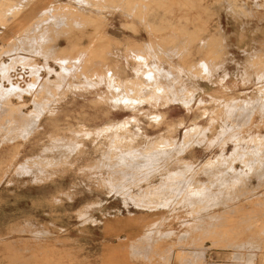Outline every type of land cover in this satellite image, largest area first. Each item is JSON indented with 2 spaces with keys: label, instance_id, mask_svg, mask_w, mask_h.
I'll list each match as a JSON object with an SVG mask.
<instances>
[{
  "label": "rangeland",
  "instance_id": "obj_1",
  "mask_svg": "<svg viewBox=\"0 0 264 264\" xmlns=\"http://www.w3.org/2000/svg\"><path fill=\"white\" fill-rule=\"evenodd\" d=\"M146 1L143 13L157 29L181 26L193 39L189 55L168 45L163 60L150 56L168 69L177 81L173 93L186 102L163 94L136 112L112 103L114 89L99 74L101 62H90L98 76L92 84L82 68L68 63L79 56L76 48H86L88 39L78 35L89 34L92 26L69 30L60 14H43L40 6H87L99 18L98 8L75 0H25L18 15L2 16L7 20L0 22V264H264V153L249 174L235 171L246 168L249 156L240 155L252 136L263 139L264 150V0ZM120 9L102 10L108 18L97 22L119 42L103 53L113 57L118 48L123 63L127 37L148 40L150 28L135 12ZM207 49L214 51L210 58ZM202 60L208 69L201 74L200 67L186 68ZM129 71L130 83L137 82L138 74ZM249 95L252 115L239 107L251 101ZM108 110L114 115L105 117ZM109 117L130 122L128 151L143 152L160 137L179 139L190 125L203 130L190 146L159 150L153 165L117 166L118 157H104L110 133L99 129ZM210 160L218 164L206 167ZM175 172L205 193L186 189L163 201L166 207L160 196V202L143 197L162 182L173 181L166 185L171 188L180 181L172 179ZM168 190L174 189L164 191L167 197Z\"/></svg>",
  "mask_w": 264,
  "mask_h": 264
},
{
  "label": "bare ground",
  "instance_id": "obj_2",
  "mask_svg": "<svg viewBox=\"0 0 264 264\" xmlns=\"http://www.w3.org/2000/svg\"><path fill=\"white\" fill-rule=\"evenodd\" d=\"M25 0H20V1H16V0H0V22L4 21L5 19L7 20V18L4 19V16L6 17L8 15H12L13 17L15 15H18L21 11H23L26 7H27V3L24 2ZM78 4L83 3V2H88L90 4L91 7H94L95 9L98 8L100 10L98 16L94 15V10H88L86 7L82 8V7H78L79 10H75L73 8H76L72 5H66V4H61V3H49L47 5L44 4V6H40L42 8L43 14H48V13H52V15H59L60 17L62 16L63 20H64V25H66L67 27H69L68 29H75V28H82L85 27V29L88 28V26H92L89 27L91 29L90 32H88L89 34H86L84 32H81L80 35H78L79 39H88L86 48L85 47H79L76 48L75 51L79 52L80 54H78V57H75L74 59H72L71 57H69L68 59V63L70 64H74V68L75 70H79L80 68H82L81 70L85 72V76L87 79L90 80L91 84L93 83V81L97 79V75L92 73L91 68L94 65H90V62H92L93 60L95 61H99L101 62L99 64V67L101 68V72L99 73L100 75L104 76V80L105 83L109 86V89H114L111 93H110V98L112 100V103L115 104L116 107H122V108H126L131 110L132 112H136L139 111L140 107H143L146 103H150L153 101V99L155 97H162V95L167 94L166 96H168V94L170 95L173 94V101H185V99L179 97L178 95L174 94L173 92V88L176 84L177 81H173L171 80V73L169 74L168 69L166 70V68H163L161 65L157 64V63H153V61H150V56L151 57H157L162 59V55L165 54L166 52H164V50L166 49V46L171 45V47L174 48H180L183 49V51L185 50L187 53V55L191 54L189 53V46L191 45L190 41H192L190 38H192L193 34L192 32H190L189 30H187L184 27L180 28H174L171 32V28H169L170 31H164L163 29H157V26H154L151 21H149V17H147V15H145L143 12L145 10L144 9V5L142 4L143 2H145L144 0H75ZM152 1V0H149ZM148 1V2H149ZM156 1V0H153ZM170 1V0H168ZM172 3L174 2L177 4H182L181 0H171ZM33 2V1H32ZM147 2V1H146ZM162 2V1H161ZM187 2H183L184 3H188ZM150 3V2H149ZM156 3V2H155ZM154 3V4H155ZM158 3V2H157ZM156 3V4H157ZM170 3V2H169ZM204 3V1H203ZM151 4V3H150ZM171 4V3H170ZM191 5V2L189 3ZM152 5V4H151ZM159 5V4H158ZM187 5V4H186ZM135 6L137 7V9L135 8ZM147 6V5H146ZM145 6V7H146ZM234 6V5H232ZM120 7L125 8V10L127 12L133 13L135 12V17L137 16L138 20L137 21H141L144 23L143 27H146V29L150 28V30H146L147 33L149 34V39L148 40H143L142 42H138V41H134L131 40L132 38H128L126 39L128 48H126L125 53L123 54V57L125 58L126 62L121 63L118 59L120 55V51L117 48V54H115V56H111L106 55L105 53H103V51L111 49L113 46L119 45V42L116 41L111 34L114 33H110L107 31V29H105L104 26V22L101 25L100 22L97 21H104L105 19H107L108 17L105 15V12L102 11L104 9L113 11V9H118V12L121 13L120 11L122 9H120ZM164 7V6H163ZM166 7V6H165ZM183 7V5L181 6ZM185 7V5H184ZM90 8V7H89ZM92 8V9H94ZM110 8V9H109ZM238 8V7H237ZM236 8V9H237ZM96 9V10H98ZM120 9V10H119ZM40 10V9H39ZM38 10V11H39ZM84 10V11H83ZM123 10V11H125ZM134 10V11H133ZM86 11V12H85ZM122 11V12H123ZM7 12V13H6ZM116 12V14L118 13ZM126 12V13H127ZM146 12V11H145ZM114 13V12H113ZM112 13V14H113ZM243 13V12H242ZM111 15V14H109ZM108 15V16H109ZM123 15V13H122ZM131 15V14H130ZM128 15V16H130ZM54 16V19L56 18ZM47 17V16H46ZM51 18V16H50ZM98 18V19H97ZM115 18V16H114ZM12 19V18H10ZM43 19V18H42ZM47 19V18H46ZM163 19V18H162ZM200 20V16L198 18ZM44 20V19H43ZM112 20V19H111ZM41 21V20H39ZM49 21V20H47ZM54 21V20H53ZM97 22V23H95ZM2 23V22H1ZM35 23H37V21H35ZM47 22H45L46 24ZM99 23V24H98ZM139 23V22H138ZM162 23V22H161ZM40 24V23H39ZM108 24V23H107ZM140 24V23H139ZM6 25V24H5ZM42 25V22H41ZM116 25V24H115ZM125 25V24H124ZM130 26V24H128ZM142 25V23H141ZM146 25V26H145ZM4 26V25H3ZM54 26V25H53ZM119 26V25H118ZM128 26V27H129ZM179 26V25H178ZM41 27V26H40ZM55 27V26H54ZM108 27V26H107ZM116 27V26H115ZM127 27V26H126ZM127 27V28H128ZM175 27V26H174ZM134 28V27H132ZM27 29V28H26ZM50 29V28H49ZM48 29V30H49ZM120 29V27H119ZM130 29V28H129ZM136 29V28H135ZM134 29V31H136ZM139 29V28H137ZM144 29V28H143ZM205 29V28H204ZM80 30V29H79ZM133 29L131 30V32H134ZM26 32V31H25ZM42 32V30H41ZM47 32V31H46ZM44 33V32H42ZM59 33V32H58ZM123 33V31H122ZM135 33V32H134ZM140 33V32H139ZM63 34V33H62ZM137 34V33H135ZM47 35V34H44ZM121 35V33L119 34ZM126 35V33H125ZM197 35V34H196ZM51 36V35H50ZM68 36V35H67ZM118 36V35H117ZM46 36H43V38H45ZM119 37V36H118ZM24 38V37H23ZM65 38V37H64ZM22 39V38H21ZM36 39V38H35ZM188 39H190V41H188ZM193 39V38H192ZM196 39V37L194 38ZM41 40V39H40ZM49 41V40H48ZM208 41V40H207ZM209 42V41H208ZM204 43V42H203ZM207 43V42H206ZM210 43V42H209ZM208 44V43H207ZM121 45V44H120ZM41 46V45H40ZM188 46V47H187ZM15 47V46H14ZM170 47V46H169ZM8 48V46H7ZM31 49V48H30ZM8 50V49H7ZM12 50V49H11ZM34 50V49H33ZM170 50V49H169ZM208 50V49H207ZM211 50V49H210ZM208 50L207 56L213 54L214 51H210ZM215 50V49H214ZM47 51V50H46ZM71 51H73L71 49ZM5 52V51H4ZM182 52V50H181ZM192 52V51H191ZM45 53V52H44ZM43 53V54H44ZM116 53V52H115ZM179 53V52H178ZM211 53V54H210ZM10 54V53H9ZM63 54V53H62ZM61 54V55H62ZM73 54V53H71ZM168 54V53H167ZM184 54V53H183ZM51 55V54H50ZM217 55V54H216ZM70 56V55H69ZM76 56V55H75ZM185 56V55H184ZM191 56V55H190ZM51 57V56H50ZM118 57V58H117ZM164 57V56H163ZM27 58V57H26ZM38 59V58H37ZM187 59V58H186ZM185 59V60H186ZM152 60V59H151ZM156 60V59H155ZM163 60V59H162ZM261 61H263V59H260ZM53 61V60H52ZM58 61V60H57ZM130 61H133L136 64H132L133 66H130ZM63 62V61H62ZM129 62L127 65L125 63ZM150 62L153 63L150 66ZM19 63V62H18ZM139 63V64H138ZM109 66L108 70H104L103 71V67L104 65ZM261 66H262V75L264 76V62H260ZM143 65L146 66V69L144 70ZM184 65V64H183ZM198 65V66H197ZM49 66V65H48ZM200 67V70L197 71V68ZM7 68V67H6ZM6 68H1L3 70H5ZM70 68V67H67ZM73 68V67H72ZM186 68L192 72L195 70L197 71V73H200V71H206L208 69V63L205 60L199 61V62H195L194 64H189L186 66ZM94 69V68H93ZM133 74L137 73V82H131L130 81L132 79H130V70ZM69 70V69H68ZM73 70V69H72ZM74 70V71H75ZM7 71V70H5ZM3 71V72H5ZM71 72V71H69ZM73 72V71H72ZM76 73V72H75ZM196 73V74H197ZM201 74V73H200ZM12 76V75H11ZM141 77V78H140ZM61 78V77H60ZM176 80V79H175ZM96 84V82H95ZM259 87V86H258ZM15 88V87H13ZM18 88V87H17ZM257 88V86H256ZM263 88V87H262ZM45 89V88H44ZM258 89V88H257ZM261 90V89H259ZM17 91V90H16ZM15 91V92H16ZM40 91V90H39ZM257 93V92H256ZM10 94V93H9ZM37 95V94H35ZM187 95V94H186ZM248 95V94H247ZM262 96H264V91H262V94H260ZM15 96V95H14ZM17 96V94H16ZM12 97V96H11ZM37 97V96H36ZM39 97V96H38ZM59 97V96H57ZM184 97V96H183ZM243 97V96H242ZM247 97V96H246ZM250 97V95L248 96ZM262 99H264V97H260ZM171 99V98H170ZM251 101H247V99L243 100V103H241V105H239V107H241V110H246L248 114L251 112L252 110V106L254 104V98L250 97ZM36 100V99H35ZM259 100V99H257ZM8 101V100H7ZM238 101V100H237ZM236 101V102H237ZM42 102V101H41ZM165 102V101H164ZM239 102V101H238ZM177 103V102H176ZM229 103V102H227ZM168 104V102H167ZM151 105V104H150ZM163 105V104H162ZM157 106V105H156ZM226 107V104L224 105ZM228 106V104H227ZM262 106V105H261ZM178 107V106H177ZM4 108V107H3ZM204 108V107H202ZM227 108V107H226ZM238 108V106H237ZM174 109V108H173ZM262 109V108H261ZM170 110V109H169ZM168 110V111H169ZM206 110V109H205ZM212 110V109H211ZM192 111V110H191ZM166 112V111H165ZM189 112V111H188ZM207 112V111H206ZM235 112V111H231L230 113ZM253 112V111H252ZM8 113V112H7ZM14 113V112H13ZM72 113V112H71ZM112 112L111 111H107L104 113L105 117L110 116ZM239 113V112H238ZM242 112H240L241 114ZM12 114V113H11ZM15 114V113H14ZM94 114V113H93ZM113 114V113H112ZM228 114V112H227ZM234 114V113H233ZM232 114V115H233ZM239 114V115H240ZM244 113H242L243 116ZM251 114V113H250ZM253 114V113H252ZM251 114V115H252ZM114 115V114H113ZM157 114L155 113V116ZM166 115V114H165ZM168 115V112H167ZM153 116V115H152ZM245 116V115H244ZM243 116V117H244ZM134 116H132L133 118ZM157 117V116H156ZM159 117V116H158ZM164 117V116H162ZM233 117V116H231ZM236 117V116H235ZM238 117V116H237ZM241 117V115L239 116ZM36 118V117H35ZM103 118V116H102ZM208 118V117H207ZM247 118V117H246ZM251 118V116H250ZM98 119V117H94L92 123L97 122L96 120ZM104 119V118H103ZM108 121L106 123V125H102L103 127H100L99 129H103L106 132L110 133V139H109V149H108V153L104 154V157L106 159H111L115 156L116 158L118 157V165L117 166H132V165H137L140 167H143L142 164H144L146 161L149 164H155L156 163V159L157 157H159L158 152H160L159 150L161 149H165V148H171L173 146H190L189 144L191 143L192 140H194V137L199 133L200 130H203V126H201L200 124H195V125H190L188 127H184V119L181 118L179 119V127L183 128V133L182 136L179 139H170L167 137H160L156 140H154L148 147H146L143 152L135 150L133 151V149L135 148H131L132 150H127V148L130 149V147L128 146L131 140V137L128 135L130 134V122H127L128 120H117L115 121L114 119H111L110 117L107 118ZM229 119V118H228ZM36 120V119H35ZM33 120V121H35ZM133 120V119H132ZM155 120V119H154ZM235 120V119H234ZM240 120V118H239ZM105 121V120H104ZM135 121V120H134ZM174 121V120H173ZM171 121V123L173 122ZM177 121V122H178ZM242 120H240L241 122ZM244 121V120H243ZM242 121V123H243ZM101 122V121H100ZM161 122V121H160ZM169 122V121H168ZM251 122V121H250ZM36 123V122H35ZM45 123V122H44ZM85 123V122H84ZM159 123V122H158ZM234 123V122H233ZM247 123V121H246ZM34 124V123H33ZM95 124V123H94ZM105 124V123H104ZM136 124V123H134ZM164 124V123H163ZM178 124V123H177ZM193 124V123H192ZM239 124V123H237ZM235 124V125H237ZM31 125V124H30ZM174 125V124H173ZM188 125V124H187ZM245 125V124H244ZM248 125V124H247ZM25 126V125H24ZM29 126V125H27ZM32 126V125H31ZM166 126V125H165ZM164 126V127H165ZM168 126V125H167ZM183 126V127H182ZM152 127V126H151ZM178 127V126H177ZM172 128V126H171ZM205 129H207L206 127H204ZM159 129V128H156ZM167 129H169L167 127ZM204 129V130H205ZM132 130V129H131ZM167 131V130H166ZM175 131V130H174ZM173 131V132H174ZM9 132V131H8ZM48 132V131H47ZM178 132V131H177ZM202 132V131H201ZM201 134V133H200ZM106 138V137H105ZM137 140V139H136ZM139 140V139H138ZM182 140V142H181ZM262 140L259 136H252L249 141L251 142V146H249L248 151L243 152L240 155V159H245V153L247 154V159L246 161H244V170L241 169L239 167V171L236 170L235 171L239 174V175H247L249 174L248 172H251V169H253L252 166L256 165L257 163L260 162V155L262 153H264L263 148L261 147V143ZM245 141V140H242ZM139 144V143H138ZM127 147V148H126ZM139 147V146H138ZM126 148V150H124ZM142 149V148H141ZM175 149V147H174ZM238 150L240 149L239 147L237 148ZM8 151V150H7ZM140 152V153H139ZM167 152V151H166ZM137 154H139V157L137 156ZM158 154V155H156ZM264 154H262L263 156ZM113 156V157H112ZM260 156V157H259ZM262 158V157H261ZM263 160V159H262ZM144 161V162H143ZM264 161V160H263ZM112 161H110V166ZM159 162V161H158ZM109 163V162H108ZM115 163V161L113 162V164ZM164 163V162H163ZM169 163V162H168ZM264 163V162H263ZM171 164V163H170ZM218 164V163H216ZM215 162L213 161H208L206 163V167H211V166H215L216 165ZM142 165V166H141ZM162 165V163H161ZM164 165V164H163ZM162 165V166H163ZM263 165V164H262ZM261 165V166H262ZM165 166V165H164ZM168 166V165H167ZM242 166V167H243ZM260 166V167H261ZM134 167V166H133ZM166 167V166H165ZM257 168V166H255ZM259 167V170L261 169ZM123 168V167H122ZM161 169V168H160ZM166 169V168H165ZM164 169V170H165ZM255 170V169H254ZM258 170V169H257ZM253 172V170H252ZM256 172V171H254ZM132 173V172H131ZM160 173V172H159ZM176 173V172H175ZM8 174V173H7ZM256 174V173H255ZM184 175V173H183ZM181 175L182 177L180 181H177L174 183V185H170L171 188H167V183L171 184L172 182L169 180V182H162L161 185L157 188V189H152L149 191H146V195H143V197H147L145 199H150L153 201L158 202L159 201V196L160 199L162 200L161 204H165L163 203V201L166 200H170L171 199V195H177L178 193H182L184 192L186 189H193L192 193L193 194H197V195H201L203 193H205L203 191L204 187H196L192 181V183L190 184L191 179H187L185 176ZM168 176V175H167ZM178 174L176 173L175 175H172V179L174 177H177ZM141 177V175H140ZM153 178V177H152ZM178 178V177H177ZM175 178V179H177ZM178 178V179H179ZM177 179V180H178ZM149 180V179H148ZM147 180V181H148ZM136 181V180H135ZM196 182V181H195ZM199 183V182H197ZM127 184V183H125ZM200 184V183H199ZM121 185V184H120ZM147 186V185H146ZM194 186V187H193ZM166 189H174V191H169L170 192L168 194H164V191H166ZM191 189V190H192ZM120 190V189H119ZM167 193V192H166ZM190 193V192H189ZM205 195V194H204ZM207 195V194H206ZM179 196V195H177ZM36 198V197H35ZM169 198V199H168ZM248 201V200H247ZM160 202V201H159ZM168 202V201H167ZM172 202V201H171ZM170 203V202H169ZM172 204V203H170ZM166 207V204L164 205ZM169 206V204H168ZM206 213V212H205ZM205 215V214H204ZM207 218V217H206ZM152 253V252H151ZM185 258V257H184ZM206 261V260H205ZM251 262V261H250ZM211 264V263H210Z\"/></svg>",
  "mask_w": 264,
  "mask_h": 264
}]
</instances>
